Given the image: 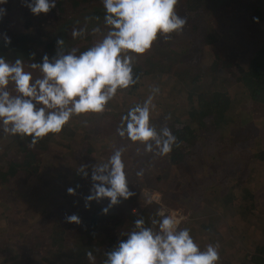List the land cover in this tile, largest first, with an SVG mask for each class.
<instances>
[{"label":"rangeland","instance_id":"1","mask_svg":"<svg viewBox=\"0 0 264 264\" xmlns=\"http://www.w3.org/2000/svg\"><path fill=\"white\" fill-rule=\"evenodd\" d=\"M30 2L31 0H7L6 4L0 5L6 13L3 16L4 23L6 22L7 25L4 31H20L25 35L23 49L26 54H22L24 58L22 60L26 67L30 63H42L44 55H48L50 59L54 57L57 53V41L60 39L64 40L62 51L65 54L72 48H76L79 55L81 51L87 50L101 39L108 30L103 21L105 10L102 0H55L54 9L47 14L39 15H33L25 6V3ZM176 11L179 16L187 19L183 31L180 34H171L170 37H159L147 53L135 57V63L138 62L149 69L146 59H151L153 62L167 61L176 64L175 69L183 64L191 68L194 73H205L212 59V52L208 47L204 48L203 44L206 34L210 33L214 36L223 51L229 52L235 59L242 62L251 57L252 49L248 47V39L254 42H261L264 39V0H206L202 13H196L199 16L187 12L186 0H179ZM95 13H99L98 21L95 19L97 17ZM253 18L257 20L253 21ZM28 24L30 28L27 29ZM74 27L86 28V35L83 38L73 39L71 33ZM93 27H100L101 33L92 35ZM53 42H55L54 49L42 55L43 50ZM33 53L34 57L31 55ZM17 58L19 57L15 59ZM15 59L7 60L11 62ZM31 71L34 78L41 76L38 70ZM209 76L201 83L202 86L200 85L196 96L192 95L193 93L185 84L177 83L172 75L170 81L168 76L162 79L154 74L145 76L144 88L132 96L123 89L117 90L115 96L106 105L102 114L103 118L100 120L101 127L110 135L101 145L91 147V150L95 153L96 165H99L97 161L99 155L98 158L107 159L106 163H108L116 150H122L127 184L134 195L125 203L120 198V203L108 210L105 214L110 222L108 226L93 235L88 232L78 234L80 239L77 242V251L80 249V252H83L89 246L97 245L95 253H103L110 243V238H115L111 224L122 221L126 204L137 201L145 210L139 208L140 217L143 216L154 230H157V226L151 225V220L159 218L157 213L161 209L172 210L184 217L180 227L190 229L194 242L201 249H203L202 245L205 246L207 243H219L222 261L218 264H254L252 258L256 248L258 246L264 248V160H261L259 156L261 152H264V107L252 105L241 86L229 84L230 86L224 92H217L223 91L219 88L225 85L221 81L223 78L215 79L214 74ZM154 88H159V92H154ZM200 93L204 95L200 97ZM225 94L229 97V103L233 102L232 113L239 110L248 113L247 123L230 131L235 145L226 146L220 143V139L213 141L219 135L213 134L215 126L211 123L213 120H210L209 125L202 127L200 133H197L204 136V148L198 147L194 150L193 156H190L189 165L182 173L175 168L167 171L163 175L164 184L155 180L154 173H147L148 167L143 159L146 155L152 157V152L146 151L143 143L133 142L127 135L121 137L117 133V128L123 123L121 118L124 114L137 105L142 106L149 95L154 97L155 104V108L150 110V125L156 128L157 133H160L164 122L171 123L173 119L186 120L194 106L191 105L192 101L200 99L207 102L219 101ZM169 116L170 120L162 121ZM211 117L207 118L211 119ZM11 138L12 136L5 135L0 130V171H7L6 165L12 158L18 156L15 143L12 144ZM138 173L142 174L138 175ZM190 176L195 183L196 194L201 193L197 199H190L189 191L184 189L185 181ZM7 182L0 181V203L8 207L14 203V207H6L5 209L9 210L8 213L0 215V231L5 230L6 225L11 227L19 220H22L23 226L32 224L35 228L38 222L51 216L50 213L43 214L42 210L38 209L31 214L27 211L28 217H22L25 209L31 208L30 202L33 198L30 200L26 198L21 202L20 196L25 189V182H20L11 190H8L10 187ZM208 186L218 193L217 200L211 193L205 194ZM87 187L91 194L92 182H89ZM177 187L179 188L176 189ZM244 190L248 191L246 195H243ZM228 195L239 200H247V209L244 212L240 209L238 212L234 206L220 202ZM93 202L103 210L109 204L106 198ZM132 209L134 208H129V210ZM63 212L65 210L62 212L58 210L59 214ZM80 214L82 218L87 219L91 214L89 206L84 210L80 209ZM123 225H128L127 231L134 229L133 223L126 222ZM122 228L125 229L123 226ZM12 237L17 238V234L13 233ZM107 240L109 242L104 243Z\"/></svg>","mask_w":264,"mask_h":264},{"label":"clouds","instance_id":"2","mask_svg":"<svg viewBox=\"0 0 264 264\" xmlns=\"http://www.w3.org/2000/svg\"><path fill=\"white\" fill-rule=\"evenodd\" d=\"M7 0H0V5ZM103 18L107 32L87 50L77 55L72 48L67 54L62 49L64 40L57 41V53L51 59L44 55L42 63L25 65L20 58L9 61L0 56V130L5 135L31 137L28 147H34L40 139L49 134L60 133L74 116L101 113L118 89H127L136 81L133 78L135 57L147 53L159 37L180 34L187 19L178 15L179 0H102ZM25 6L33 15L47 14L56 7L55 0H31ZM0 8V19L5 15ZM88 18H86L87 20ZM98 21L100 17H95ZM86 28H73V39L83 38ZM92 35L101 33L100 27H93ZM5 45L11 40L3 37ZM34 57V53L31 54ZM41 73L34 78L31 70ZM159 92V88H154ZM154 97L149 95L143 105L129 109L121 118L122 126L117 128L119 136L133 142H141L148 152L168 156L174 147L182 143L165 126L157 133L150 125V110L155 108ZM171 119V117H166ZM87 165H81L78 172L85 178ZM142 173H138L141 175ZM91 194L86 197V207L92 201L108 199V210L134 195L129 190L122 150L118 149L108 163L92 168ZM69 195H74L72 188ZM133 216L139 210L132 209ZM158 219H152L146 226L145 220H134V229L124 235L111 251L105 253L103 264H218L219 243H209L204 249L194 242L190 229L181 228L184 219L177 214H166L161 210ZM66 222L80 224L77 215L66 217ZM91 264H95L92 251L86 252Z\"/></svg>","mask_w":264,"mask_h":264},{"label":"trees","instance_id":"3","mask_svg":"<svg viewBox=\"0 0 264 264\" xmlns=\"http://www.w3.org/2000/svg\"><path fill=\"white\" fill-rule=\"evenodd\" d=\"M205 4L206 0H186L187 12L201 14V10ZM98 14L95 13L96 16ZM255 20L257 19L253 18V21ZM6 26L3 18L0 19V56L7 59H15L16 57L24 59L22 54H26L23 49L25 35L20 33V31L6 32L4 31ZM26 28H30V24ZM4 35H7L11 40V43L7 46L3 39ZM206 35L203 44L204 48L208 47L212 52V59L205 73H194L191 68L183 64L175 69L176 64L173 62L156 60V63L151 59H146L149 69L138 62H134L133 78L136 83L123 90L129 96H132L144 88L143 80L145 76L154 74L159 79L168 76V80L170 81V76L172 75L176 78L177 83L185 84L193 93L192 95L196 96L201 83L206 78L208 79L209 75L214 74L215 79L223 78L221 81L225 83L224 86L219 87L223 91L217 92H224L230 86L229 84L236 87L241 86L243 91L248 95L252 105L264 107V39L261 42H254L248 39V47L252 49L251 57L247 61L242 62L235 59L229 52L223 51L214 36H211L210 33ZM54 45L55 42L49 44L41 54L43 55L52 51L51 49H54ZM38 55L40 56L39 53ZM192 95L190 94L191 97ZM200 95L202 97L204 94L200 93ZM228 100L229 97L225 94L221 96L219 101L207 102L204 99L192 101L191 105L194 106L186 120L173 119L171 123L164 122L161 129L167 126L173 135L178 138V141L182 143L179 147H174L168 156L161 157L156 155L158 150L155 143L150 141L149 143L153 145V156L146 155V158L143 159L144 164L148 167L147 173H154L156 175L155 180L162 184L165 183L163 175L167 171L175 168L176 171L182 173L189 165L194 150L198 147L204 148V136L202 134L197 135V133H200L202 127L208 126L210 120H213L211 123H214L215 126L213 134L218 133L219 135L213 141L220 139L221 144L230 147L234 146V137L230 136V131L241 124L245 125L248 121V113L241 110L232 113L234 108L232 106L233 102L229 103ZM102 114L104 113H89L78 117L74 116L60 133L49 134L40 139L31 148L28 147L31 137L21 138L20 136H12L11 141L12 144L15 143L18 156L15 157L16 159L12 158L6 165L8 167L7 171H0V181L1 183L8 181L7 185L10 187L8 190L16 188L20 182H25L26 186L20 196V200L21 202L26 198L28 200L33 198V200L30 202L31 208H26L22 217H28L27 215L37 212L38 209L42 210L43 214L50 213L51 216L38 222L35 228L32 227V224L27 227L23 226L22 220L17 221L11 227L6 225L5 230L7 231H0V264H91L86 256V252L88 251H92L95 257V264H103L104 259H106L104 254L117 246L120 240L126 239L124 234L129 230L127 231L128 225L124 226L123 223L129 222L134 224V220L137 219L130 215L129 208H140L145 211L137 201H131L126 204L127 210L125 209L123 220L111 224L115 238H110V243H108L109 240L104 242L108 243V246L103 253H95L97 245L89 246V244V248L83 252H80V249L79 251L76 250L77 242L80 239L78 234L88 232L90 235H93V233H97L110 224L103 209L96 206L93 201L89 204L91 210L89 217L84 219L80 214V209L84 210L86 208V197L90 195L87 186L89 182H92V168L96 165L94 163L95 153L91 150V147L101 145L104 139L110 135L107 130L104 131L101 127L102 121L100 120L103 118ZM207 117H211V119ZM166 120L165 118L162 121ZM9 136L11 137V135ZM259 156L261 160H264V152H261ZM98 157L97 161L99 165L106 163L107 159L104 160V158ZM197 159L200 160L198 157ZM81 165L88 166L86 168L88 173L86 178L78 172ZM194 186L195 183L191 180L190 176L185 181L184 187L186 191H189L190 199H197L201 196V193L196 194ZM69 188L74 189V195L68 194ZM212 190L209 186L206 187L205 194L209 195L211 193L214 199L217 200L219 197L218 193ZM247 193L248 191L244 190L243 195ZM8 199L10 200V198ZM121 200L123 199L121 198ZM127 201L124 200V203ZM220 202L234 206L238 212L240 209L244 212L248 207L247 200H239L231 195L225 196ZM13 204H10L12 208L14 207ZM6 207L11 208L0 203L1 216L8 213L9 210L5 209ZM58 210L61 212L65 210V212L62 215L58 213ZM27 211H29V214H27ZM71 215H77L81 223L78 225L66 222V217ZM6 218L9 219L8 216ZM17 218H20V216H17ZM145 225L149 226L146 221ZM11 231L17 234V238L12 237L13 233ZM208 244L202 245L203 249ZM263 255L264 248L258 246L252 258V263L264 264ZM220 261H222L221 258ZM244 261L246 262V260Z\"/></svg>","mask_w":264,"mask_h":264},{"label":"built area","instance_id":"4","mask_svg":"<svg viewBox=\"0 0 264 264\" xmlns=\"http://www.w3.org/2000/svg\"><path fill=\"white\" fill-rule=\"evenodd\" d=\"M161 210L165 211L166 214L175 213V214H177L178 217H183V216H181L179 213L174 212V211H172V210H166V209H161ZM161 210H160V211H161ZM140 215H141V213L138 214V216H134V217H135V218H138V217H140ZM183 218H184V217H183ZM183 221H184V219L181 221L180 226H181V224L183 223Z\"/></svg>","mask_w":264,"mask_h":264},{"label":"flooded vegetation","instance_id":"5","mask_svg":"<svg viewBox=\"0 0 264 264\" xmlns=\"http://www.w3.org/2000/svg\"><path fill=\"white\" fill-rule=\"evenodd\" d=\"M129 213H130L131 216H133L132 213H131V210L129 211ZM133 217H134V216H133Z\"/></svg>","mask_w":264,"mask_h":264},{"label":"bare ground","instance_id":"6","mask_svg":"<svg viewBox=\"0 0 264 264\" xmlns=\"http://www.w3.org/2000/svg\"><path fill=\"white\" fill-rule=\"evenodd\" d=\"M141 213V210L139 209V214Z\"/></svg>","mask_w":264,"mask_h":264}]
</instances>
